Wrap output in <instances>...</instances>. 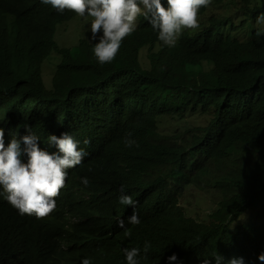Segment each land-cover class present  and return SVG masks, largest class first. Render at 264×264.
<instances>
[{"label":"trees","instance_id":"1","mask_svg":"<svg viewBox=\"0 0 264 264\" xmlns=\"http://www.w3.org/2000/svg\"><path fill=\"white\" fill-rule=\"evenodd\" d=\"M238 1L246 20L264 13V0ZM211 5L199 12L209 17L202 28L185 31L175 47L163 45L141 15L115 60L101 67L92 52L99 41L80 39L70 48L56 42L57 25L74 13L41 0H0L5 145L13 134L27 135L28 125L41 150L56 152L48 136L68 132L88 153L68 170L48 218L21 215L0 198V264L55 253L63 234L73 264H126L124 249L142 250L145 241L152 248L141 264H203L213 252L222 264L241 257L264 264V36L258 39L256 28L246 42L235 38L225 48L227 23ZM54 53L60 60L46 77L42 65ZM187 113L206 123L159 131V119ZM126 133L139 147H125ZM121 186L137 202L138 225L127 223L134 209L119 203ZM190 187H205L216 201L206 222L180 205Z\"/></svg>","mask_w":264,"mask_h":264},{"label":"clouds","instance_id":"2","mask_svg":"<svg viewBox=\"0 0 264 264\" xmlns=\"http://www.w3.org/2000/svg\"><path fill=\"white\" fill-rule=\"evenodd\" d=\"M41 3L51 6L60 14L69 11L83 20L90 18L91 40L99 38L92 52L103 67L115 60L123 41L137 30L141 15L157 32L158 40L163 45L175 47L185 31L199 28V12L208 8L212 0H167V7L162 0H41ZM256 24V36L259 39L264 36V13L256 18ZM24 127L28 134L21 138L13 134L7 146L4 130L0 128V198L10 209L18 210L21 215L45 219L56 210V199L65 187L68 170L81 165L88 153L79 147V142L71 134L64 132L60 137L48 136L47 143L57 149L50 154L41 150L38 144L40 138L31 127ZM131 135L126 133L125 147H139L135 140L128 138ZM83 143L87 146L90 140L85 139ZM25 155L27 163L22 160ZM81 182L85 186L90 183L86 177ZM120 191L119 203L134 209L127 223L138 225L140 219L135 211L137 202L125 194L124 186H121ZM69 222H75V219L71 218ZM118 226L124 230L125 237H131V229L126 227L124 220H120ZM64 236L59 247L52 243L57 252L29 257L32 259L31 264H73L67 259L68 244ZM151 248L148 241H145L142 250L139 247L125 248L126 264H141L142 259H148ZM211 255L212 258L204 259L203 264H212V260L222 264L224 257L219 252ZM170 259L175 260L176 257ZM258 259L264 262V253ZM26 263L28 261L24 260L20 264ZM82 264H92V261L85 258ZM228 264H244L243 258H232Z\"/></svg>","mask_w":264,"mask_h":264},{"label":"rangeland","instance_id":"3","mask_svg":"<svg viewBox=\"0 0 264 264\" xmlns=\"http://www.w3.org/2000/svg\"><path fill=\"white\" fill-rule=\"evenodd\" d=\"M263 0H254L253 4L259 5ZM238 0H225L221 4L211 5L214 8L213 16L219 19H224L227 23V28L223 29L226 35L224 47L226 48L233 39H238L241 42H246L250 38L253 29H258L256 21L245 19L244 11L239 8ZM205 16L204 19H208ZM199 28L190 30V33H195L202 28L204 19L199 15ZM244 22V26H240ZM138 23V22H137ZM102 35V33H100ZM91 27L89 20H83L79 17L70 20L62 21L57 25L55 30V40L61 47H73L80 39L91 40ZM96 41H99L97 38ZM60 56L56 53L46 59L42 65V71L46 77L52 72L55 65L59 62ZM206 123V118L200 114L187 113L184 116H169L163 117L158 121V129L161 133H176L185 131L191 126L203 125ZM180 205L184 208L185 215L200 222H206L207 216L216 208L214 197L207 192L205 187L194 189L188 188L186 195L181 199Z\"/></svg>","mask_w":264,"mask_h":264}]
</instances>
